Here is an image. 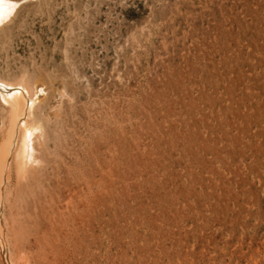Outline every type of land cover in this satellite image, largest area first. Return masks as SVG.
<instances>
[{
    "label": "rangeland",
    "instance_id": "obj_1",
    "mask_svg": "<svg viewBox=\"0 0 264 264\" xmlns=\"http://www.w3.org/2000/svg\"><path fill=\"white\" fill-rule=\"evenodd\" d=\"M20 1L0 74L50 118L5 185L14 257L264 264V0Z\"/></svg>",
    "mask_w": 264,
    "mask_h": 264
},
{
    "label": "bare ground",
    "instance_id": "obj_2",
    "mask_svg": "<svg viewBox=\"0 0 264 264\" xmlns=\"http://www.w3.org/2000/svg\"><path fill=\"white\" fill-rule=\"evenodd\" d=\"M21 2L22 1L20 0H0V36L5 33L6 28L12 23V21L16 17ZM63 89L64 88H62V91ZM47 95L48 87L45 82L42 81V78L36 79L33 83H31L29 80L28 73H23L18 78H10L8 76H3L0 74V133H2L3 136L0 142V255L2 256L1 258H3V264H29L27 261L29 258H27L26 260L25 256L22 255H17L14 257L15 253L12 252L13 249L10 251L6 234L4 232V229L2 228L1 217L3 215L4 210V189L6 187L5 185L7 181L12 179L11 177L13 173L15 174V176H17L18 180L21 178H25L37 165L42 162V158L39 155L38 144L41 143L42 139H45L46 137L47 120L50 118V113L41 114L40 110L43 107ZM60 103L61 105L63 104L62 102ZM48 190H50V188H48ZM31 195L32 194H30V196ZM35 208L36 206L34 207V209ZM27 256L29 255L27 254ZM30 259L32 258L30 257Z\"/></svg>",
    "mask_w": 264,
    "mask_h": 264
}]
</instances>
